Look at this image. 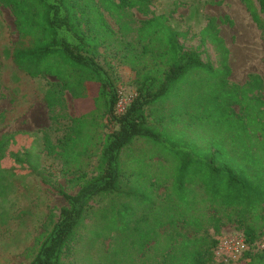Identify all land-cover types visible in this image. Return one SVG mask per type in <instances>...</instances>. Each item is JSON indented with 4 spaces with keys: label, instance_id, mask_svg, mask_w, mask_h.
<instances>
[{
    "label": "rangeland",
    "instance_id": "rangeland-1",
    "mask_svg": "<svg viewBox=\"0 0 264 264\" xmlns=\"http://www.w3.org/2000/svg\"><path fill=\"white\" fill-rule=\"evenodd\" d=\"M112 1L120 6L115 12L97 3L109 27L106 32L96 26V19L90 14L83 16L86 10L82 0L77 2V16L82 31L91 29L103 37L98 60L117 86V115H121L135 97L138 73L150 70L157 73L164 67L159 42L151 44V53L140 55L148 41H142L139 22L161 17L179 32L178 41L185 52L198 53L204 63L217 67L219 55L201 35L204 27L213 28L228 50L230 68L229 76L217 80L237 95L239 103L232 105L237 114L243 117L249 114L256 119V126L263 123L264 13L256 0L252 2L263 28L254 23L242 0H126L124 5L120 0ZM33 11L34 7L27 0H0V139L5 136L0 154V264L31 261L56 222L60 209L66 205L59 191L75 194L82 175H93L98 155H89L96 151L100 135L116 129V125L107 123L103 117L96 85L86 89L74 86V96L52 75L30 78L14 67L8 51L18 39V19L22 18L27 25L33 21ZM251 76H258L262 86L242 95L241 89L247 87ZM209 82L214 81L204 73L187 75L169 99L145 110L148 123L158 132L167 133L172 142L186 140L204 145L211 125L197 116L205 103L202 97ZM48 97L53 101L51 109L47 106ZM80 117L85 121L83 135L90 138L88 151L66 164L61 154L71 152V142H66L64 135L78 124L75 120ZM174 163L161 146L145 139H135L125 147L120 153L121 192L96 197L88 204L64 249L62 264L138 261L142 256L139 247H132L129 231H121L120 225L124 220L131 226L142 217L156 224V218L164 213L151 210L150 203L157 207L169 193ZM215 212L223 216L230 209L218 208ZM231 219L223 218L217 231L208 228V236L220 241L242 234L239 220L246 224L251 222L258 233L264 234L259 221L235 215ZM245 253L228 264H247L248 260L243 259ZM211 264H219L218 259L215 257Z\"/></svg>",
    "mask_w": 264,
    "mask_h": 264
},
{
    "label": "trees",
    "instance_id": "trees-1",
    "mask_svg": "<svg viewBox=\"0 0 264 264\" xmlns=\"http://www.w3.org/2000/svg\"><path fill=\"white\" fill-rule=\"evenodd\" d=\"M242 1L254 23L263 28L252 0ZM256 1L264 13V0ZM27 2L34 7L35 15L27 25L22 18L18 19V39L8 51L14 67L30 78L52 75L74 96V86L86 89L96 85L103 117L107 123L116 125V129L98 137L96 151L89 155H98L93 175H82V183L75 194L59 191L66 205L60 209L56 222L28 264H62L64 249L88 204L96 197L121 192L120 153L135 139L161 146L174 159L175 173L169 193L157 207L151 205L149 199L142 198L150 203L151 210L164 213L156 218V224L147 217L131 226L122 221L120 230L129 231L132 247L138 246L142 256L138 261L125 259L117 264H211L219 241L208 236V228L217 231L223 218L231 221L234 215L241 219L248 216L264 227V117L261 116L263 123L256 126V119L249 114L243 117L234 111L232 105L239 103L237 95L217 80L230 75L228 50L211 26L204 27L201 35L218 53L217 67L204 63L198 53L185 52L178 41L179 32L161 17L140 21L142 41H148L140 55L151 53V44L157 41L162 46L160 58L164 60V67L157 73L153 70L138 73L135 97L124 112L117 115V86L98 60V47L102 45L103 37L91 29L82 31L77 16L79 0ZM82 2L86 10L83 16L90 14L96 19V26L106 32L109 27L102 19L97 3L110 12L120 6L112 0ZM125 2L120 0L121 5ZM193 72L204 73L214 81L207 84L208 90L202 97L205 103L197 116L199 120L205 118L211 125V133L204 145L186 140L172 142L167 133L158 132L148 123L145 111L169 99L176 86ZM261 84L258 76H251L247 87L241 89L242 95L259 89ZM46 102L51 109L52 98L48 97ZM176 112L174 114L178 116ZM176 120L174 116L173 121ZM75 122L78 124L64 135V140L71 142V152L61 154L66 164L88 151L90 138L83 135L84 118H77ZM4 138L0 139V154ZM218 208L230 209V212L219 216L215 212ZM238 223L246 243L254 245L253 251H247L243 259L248 260L247 264H264V249L257 246L264 243V234L258 233L251 222L246 224L239 220Z\"/></svg>",
    "mask_w": 264,
    "mask_h": 264
},
{
    "label": "built area",
    "instance_id": "built-area-1",
    "mask_svg": "<svg viewBox=\"0 0 264 264\" xmlns=\"http://www.w3.org/2000/svg\"><path fill=\"white\" fill-rule=\"evenodd\" d=\"M259 249H264V243L257 245ZM254 245L246 243L242 234L225 237L221 239L215 251V257L219 264H227L230 261H236L243 253L253 251Z\"/></svg>",
    "mask_w": 264,
    "mask_h": 264
}]
</instances>
